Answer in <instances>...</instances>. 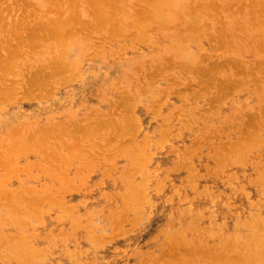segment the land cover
Returning a JSON list of instances; mask_svg holds the SVG:
<instances>
[{"label":"rangeland","instance_id":"obj_1","mask_svg":"<svg viewBox=\"0 0 264 264\" xmlns=\"http://www.w3.org/2000/svg\"><path fill=\"white\" fill-rule=\"evenodd\" d=\"M156 1L0 0V264H236L264 230V0Z\"/></svg>","mask_w":264,"mask_h":264},{"label":"bare ground","instance_id":"obj_2","mask_svg":"<svg viewBox=\"0 0 264 264\" xmlns=\"http://www.w3.org/2000/svg\"><path fill=\"white\" fill-rule=\"evenodd\" d=\"M18 1H19V0H18ZM146 1H147V0H146ZM150 1L154 3L156 0H149V3H150ZM160 1H161V0H159V2H160ZM168 1H171V0H168ZM102 2H103V1H102ZM156 2H157V1H156ZM159 2H158V3H159ZM161 2H164V1L162 0ZM166 2H167V0H166ZM99 3H100V1H99ZM145 3H147V2H145ZM153 3H151V4H149V5H152ZM154 4H156V3H154ZM154 4H153V8H155V9H159V8L161 7V5H159V8L154 7V6H156V5H154ZM159 4H160V3H159ZM226 5H227V4H226ZM29 12H30V11H29ZM94 12H96V11L94 10ZM93 14H94V13H93ZM31 15H32V14H31ZM28 16H30V15L28 14ZM61 23H62V22H61ZM2 42H3V41H2ZM5 43H6V41H5ZM5 43H4V44H5ZM98 44H99V43H98ZM3 47H4V46H3ZM19 47H20V46H19ZM95 47H96V46H95ZM7 48H8V47H7ZM12 48H13V49H12ZM12 48H11V50L7 49V50H8V53H9V55H8L7 57L10 58V59L7 60L8 62L5 61L7 57H6V58L4 57L5 60H4V58L0 59V60H2V61H3V60L5 61V62H3L4 65H5V64H9V62H10V60H11L12 58L17 59V57H13V55L10 57L11 53L14 54V51H17V50H18L17 47H12ZM27 48H28V50H29V52H30V48L34 49V46L27 47ZM5 49H6V47H5ZM5 49H4V50H5ZM19 49H20V48H19ZM32 49H31V50H32ZM12 50H13V51H12ZM26 50H27V49H26ZM11 51H12V52H11ZM19 51H20V50H18V52H19ZM33 51H34V50H33ZM20 52L23 53V51H20ZM24 52H26V51H24ZM27 52H28V51H27ZM15 53H16V52H15ZM18 54H19V53H17V55H16V54H14V55H15V56H19L20 54H19V55H18ZM20 56H21V55H20ZM54 59H55V57H54ZM54 59H52V60L55 62ZM58 59L60 60L61 58L57 57L56 61H57ZM53 61H50V62L52 63ZM61 61H62V60H61ZM54 62H53V63H54ZM0 63H1V62H0ZM55 63H58V62H55ZM61 63H62V62H61ZM64 64H65V63H64ZM66 64H67V63H66ZM0 66H1V64H0ZM12 66H13V65H12ZM15 66H16V65H15ZM47 66L49 67V65H47ZM5 67H6V66H4L3 69H6V68L9 69V68H10L9 65H8L6 68H5ZM13 67H14V66H13ZM62 67H64V66H62ZM68 67H69V66H68ZM76 67H77V66H76ZM38 68H39V67H38ZM60 68H61V67H60ZM60 68H59V69H60ZM1 69H2V67H1ZM1 69H0V70H1ZM7 69H6V71H7ZM53 69H54V68H53ZM61 69H63V68H61ZM65 69H67V68H65ZM70 69H71V68H70ZM63 70H64V69H63ZM67 70H68V69H67ZM67 70H66V71H67ZM82 70H83V69H82ZM2 71H3V70H2ZM13 71H14V69L11 67V70L9 69V73H10V72H13ZM40 71H41V70H40ZM52 71H53V70H52ZM66 71H64V72H66ZM69 71H70V70H69ZM37 72H38V70H37ZM64 72H63V73H64ZM71 72H72V71H71ZM4 73H5V70L3 71L2 74H4ZM9 73H8V74H9ZM33 73H34V72H33ZM38 73H39V72H38ZM53 73H54V72H53ZM72 73H73V72H72ZM30 74H31V73H30ZM35 74H36V73H35ZM61 74H62V73H61ZM73 74H74V73H73ZM24 75H25V74H24ZM40 75H41V74H40ZM64 75H65V74H64ZM84 75H85V74H84ZM43 76H44V75H43ZM45 76H47V75H45ZM60 76H61V75H60ZM68 76H70V75H68ZM74 76H75V75H74ZM0 77H1V75H0ZM26 77H27V76H26ZM49 77H52V75L49 76ZM75 77H76V76H75ZM29 78H30V76H29ZM37 78H38V77H37ZM43 78H44V77H43ZM59 78H60V77H59ZM5 79H6V78H5ZM26 79H27V78H26ZM31 79H32V75H31ZM39 79H40V77H39ZM46 79H48V78H46ZM52 79H53V77H52ZM65 79H66V78H65ZM0 80H1V79H0ZM3 80H4V79H3ZM33 80H34V79H33ZM61 80H62V79H61ZM78 80H79V79H78ZM36 81H38V80H36ZM40 81H42V80H40ZM43 81H46V80H43ZM43 81H42V82H43ZM58 81H60V80H58ZM73 81H74V80H73ZM26 82H27V81H26ZM29 82H30V81H29ZM29 82H28V84H29ZM38 82H39V81H38ZM38 82H36V84H35V85H37L36 87H38V86L40 87L41 84H42V85L45 84V83L43 84V83L41 82V84L38 85V84H37ZM47 82H48V81H47ZM63 82H64V84H65V81H63ZM1 83H2V82H1ZM32 83H35V82H32ZM32 83L30 82V84H32ZM53 83H54V82H53ZM53 83H52V84H53ZM28 84H27V85H28ZM49 84H51V83H49ZM60 84H61V83H60ZM66 84H67V83H66ZM1 85H2V84H1ZM35 85H34V86H35ZM46 85H48V84H46ZM5 86L7 87V85H5ZM8 86L10 87V84H9ZM11 86H12V85H11ZM30 86H31V85H30ZM60 86H61V85H60ZM9 87L6 88V89L8 90V89H11V88H12V87H10V88H9ZM28 88H29V85H28ZM28 88H25L27 92L29 91ZM44 88H45V87H43V89H44ZM4 89H5V88H2V89L0 90V94H1V91H3ZM13 89H14V88H13ZM30 89H32V87H30ZM34 89H35V88H33V89L30 90V91H31L32 93H34ZM36 89H37V88H36ZM38 89H39V88H38ZM49 89H50V88H49ZM15 90H17L16 87H15ZM5 91H6V90H5ZM24 91H25V90H24ZM24 91L21 92V93H23L22 95H24V93L26 92V91H25V92H24ZM37 91H39V90H37ZM43 91H44V90H43ZM46 91H47V93H48V91H50V90H46ZM6 92H7V91H6ZM40 92H42V90H41ZM51 92H52V88H51ZM51 92H49L48 95H51ZM3 93H4V92H3ZM12 93H13V92H10V91H9L8 95L10 96ZM28 93H30V92H28ZM32 93H30V94H32ZM42 93H43V92H42ZM45 93H46V92H45ZM47 93H46V94H47ZM38 94H39V92H38ZM40 94H41V93H40ZM4 95H5V93H4ZM8 95H6V96L8 97ZM16 95H17V94H16ZM20 95H21V94H20ZM25 95H26V94H25ZM25 95H24V96H25ZM27 95H29V94H27ZM27 95H26V96H27ZM36 95H37V94H36ZM41 95H42V94H41ZM41 95H40V97L42 98L43 95H42V96H41ZM48 95H45L44 98L48 97ZM2 96H3V95L1 94V97H2ZM34 96H35V94H34ZM1 97H0V101H1ZM7 97H6V99H7ZM22 97H23V96H22ZM31 97H32V95H31ZM35 97H37V96H35ZM35 97H34V98H35ZM129 97H130V96H129ZM129 97H128V100L131 99V98L129 99ZM2 98H3V97H2ZM8 98H9V97H8ZM11 98H13V97H10V99H11ZM24 98H26V97H24ZM37 98H38V97H37ZM3 99H4V98H3ZM6 99H5V100H6ZM10 99H9V100H10ZM18 99H19V98H18ZM20 99H21V98H20ZM124 99H126V98H124ZM124 99L121 98L122 101H123ZM5 100H4V102H5ZM23 100H24V99H23ZM42 100H43V99H42ZM36 101H37V100H36ZM122 101H121V102H122ZM2 102H3V101H2ZM125 102H126V101H125ZM125 102H124V103H125ZM129 102H130V101H129ZM8 103H9V102H8ZM122 104H123V103H122ZM129 104H130V106H131V102H130ZM129 104H128V105H129ZM125 105H126V103L124 104V106H125ZM132 105H133V104H132ZM121 106H122V105H121ZM124 106H123V107H124ZM126 106H127V105H126ZM126 108H127V107H126ZM47 125H48V124H47ZM58 125H59V124H58ZM60 126H61V125H60ZM115 126H116V125H115ZM43 127H44V126H43ZM53 127H54V128H53ZM57 127H58V126H57ZM64 127H66V126H64ZM84 127H87V126H84ZM47 128H48V127H47ZM47 128H43L42 130L45 131ZM50 128H51V126H50ZM87 128H89V127H87ZM91 128H92V127H91ZM93 128H94V127H93ZM93 128H92V129H93ZM117 128H118V127H117ZM123 128H124V127H123ZM123 128H119V129H120V130H121V129L124 130ZM53 129L56 130V129H55V125L52 126V129H51V130L49 129L50 132L54 131ZM59 129H60V128H59ZM63 129H64V128H63ZM63 129H60V130H62V131L56 130V132H58V133H57V134H54V133H55V131H54L53 134H54V135H58V134L60 135L62 132L64 133ZM84 129H86V128H83V131H84ZM96 129H97V128H96ZM96 129H93V130L95 131ZM49 130H47V131L49 132ZM73 130H74V132L78 133V132H80V131L82 130V128H81V129H72V130H70V131H72V132H71L72 134H70V133H69V130H68V133H69V134L67 133L66 135H72V138L75 137L76 139L78 138V139L80 140V138L78 137V135H77L76 133H74ZM75 130H76V131H75ZM88 130H89V129H88ZM98 130H99V128H98ZM117 130H118V129H117ZM66 131H67V128H66V130H65V133H66ZM83 131H81L80 135L83 134ZM86 131H87V130H85V132H86ZM37 132H38V131H37ZM41 132L43 133V131H41V129H40V134H41ZM85 132H84L83 135H81L82 137H83V136H84V137H85V136H88V135H87V132H86V133H85ZM90 132H92V130H91ZM90 132H88V133H90ZM65 133H64V134H65ZM73 133H74V134H73ZM115 133H117V132L115 131ZM48 134H51V133H48ZM48 134L46 133L47 136H48ZM64 134H63V135H64ZM75 134H76L77 136H76ZM78 134H79V133H78ZM119 134H121V133H119ZM129 134H130V133H129ZM42 135H44V134H42ZM42 135L39 136V138L42 137ZM46 135H45L44 137H47ZM59 135H58V137L56 136V138H59ZM61 135H62V134H61ZM73 135H74V136H73ZM117 135H118V133H117ZM50 136H52V135H50ZM50 136H48V137H50ZM52 137H53V136H52ZM52 137H51V138H52ZM82 137H81V139H82ZM39 138H37V139L35 138V139L38 140ZM30 139H31V138H30ZM41 139L45 140V138H43V137H42ZM41 139H40V140H41ZM27 140H29V138H27ZM40 140H39L38 142H42V141H43V140H41V141H40ZM25 141H26V140H25ZM33 142H34V141H33ZM33 142H32V143H33ZM25 143H26V142H25ZM74 143H75V142H74ZM14 144H15V143H14ZM36 144H39V143H36ZM75 144H76V143H75ZM139 144H140V143H139ZM25 145H26V144H25ZM76 145H77V144H76ZM11 146H13V145H11ZM11 146H10V148H8L10 152H11V151H14V149H11ZM17 146H18V144H17ZM22 146H23V145H22ZM72 146H73V148H75L74 145H71V147H72ZM144 146H145V145H144ZM144 146H143V148H144ZM13 147H15V145H14ZM24 147H25V146H24ZM68 147H69V146H68ZM136 147H137V146H136ZM140 147L142 148V143H141ZM140 147L138 146V148H140ZM15 148H16V147H15ZM119 148H120V149H119L120 151H121L122 149H124V147L121 148V146H120ZM23 149H24V148H23ZM26 149H27V148L25 147V150H26ZM68 149H69V148H68ZM68 149H67V150H68ZM71 149H72V148H71ZM144 149H145V148H144ZM144 149H142V151H143ZM20 150L22 151V149H19V150H17V152L20 151ZM29 150H30V149H28L27 151H29ZM53 150H54V149H53ZM67 150H66V151H67ZM116 150H117V149H116ZM135 150H136V149H135ZM47 151H48V150H47ZM69 151H70V152H69ZM69 151H67V153L69 152L68 154H71V153H72L71 150H69ZM113 151H114V150H113ZM10 152H9V153H10ZM17 152H15L16 155H18ZM118 152H119V151H118ZM12 153H14V152H12ZM19 153H21V152H19ZM49 153H51V152H49ZM113 153H115V152H113ZM113 153L111 152L110 154H113ZM116 153H117V152H116ZM137 153H138V152H137ZM144 153H145V152H144ZM14 155H15V154H13L12 156H14ZM16 155H15V156H16ZM48 155H49V154H48ZM51 155H53V153L50 154L49 156H51ZM57 155H59V154H57ZM72 155H74V154H72ZM113 155H114V157H116L117 154H113ZM133 155H135V153H134ZM142 155H143V154H142ZM145 155H146V154H145ZM55 156H56V152H55ZM76 156H77V155H76ZM139 156H141V153H140ZM51 157H54V155L51 156ZM51 157H50V158H51ZM59 157H60V156H59ZM62 157H63V156H62ZM62 157H61V158H62ZM71 157H73V156H71ZM74 157H75V155H74ZM112 157H113V156H112ZM114 157H113V158H114ZM132 157H133V156H132ZM144 157H145V156H144ZM47 158H48V157H47ZM56 158H57V157H56ZM56 158H55V160H54V158H53V160H54L55 162H56ZM64 158H65V156H64ZM10 159H13V158H10ZM57 159H58V158H57ZM65 159H66V158H65ZM65 159H64V160H65ZM70 159H71V158H70ZM75 159H77V158L75 157ZM64 160H63V161H64ZM73 160H74V159H73ZM134 160H135V159H134ZM139 160H141V159H139ZM11 161H13V160H11ZM50 161H51V160H50ZM57 161H60V160L58 159ZM80 161H81V160H80ZM145 161H146V159H145ZM61 162H62V161H61ZM142 162H143V160H142ZM142 162H139V163L142 164ZM9 163H10V162H9ZM67 163H68V162H67ZM79 163H80V162H79ZM79 163H78V164H79ZM85 163H86V162H85ZM89 163H90V162H89ZM135 163H137V162H135ZM50 164H51V162H50ZM64 164H65V163H64ZM86 164H87V163H86ZM141 164H140V165H141ZM130 165H131V164H130ZM6 166H7V164H6ZM46 166H47V165H46ZM51 166H52V168H54L52 164H51ZM55 166H57V165H55ZM66 166H67V165H66ZM79 166H80V165H79ZM135 166H136V165H135ZM135 166H134V164H133V166L131 165V167H134L133 169H137L138 167L135 168ZM145 166H146V165H145ZM67 167H68V166H67ZM69 167H71V166H69ZM142 167H143V166H142ZM142 167H141V168H142ZM48 168H49V167H48ZM58 168H59V167H58ZM110 168H111V167H110ZM110 168H109V170H110ZM67 169H68V168H67ZM76 169H77V168H76ZM111 169H112V168H111ZM145 169H146V167H145ZM147 169H148V168H147ZM46 170H47V169H46ZM55 170H56V169H55ZM99 170H100V169H99ZM107 170H108V169H107ZM116 170H117V169H116ZM125 170H126V169H125ZM129 170H130V169H129ZM138 170H140V169H138ZM126 171H127V170H126ZM47 172H49V171L47 170ZM51 172H52V170H51ZM58 172H59V171H58ZM62 172H63V171H62ZM64 172H65V171H64ZM109 172H110V171H109ZM123 172H124V171H123ZM131 172H132V170H131ZM140 172H142V171H140ZM53 173H54V172H53ZM55 173H56V172H55ZM101 173H102V172H101ZM126 173H127V172H126ZM50 174H52V173H50ZM59 174H60V173H58V175H59ZM102 174H104V173H102ZM102 174H101V175H102ZM106 174H107V173H106ZM110 174H111V173H110ZM129 174H130V172H129ZM131 174H132V173H131ZM58 175L53 176V177H57ZM122 175H123V174H122ZM49 176H50V175H49ZM62 176H63V177H62L63 180H65V179L67 180V176H68V175L65 176V173H64V175H62ZM64 176H65V177H64ZM105 176H106V175H105ZM129 176H130V175H129ZM71 177H72V176H71ZM112 177H113V176H112ZM119 177H120V176H119ZM134 177H135V176H134ZM128 178H129V177H128ZM54 179H55V178H54ZM70 179H71V178H70ZM84 179H85V178H84ZM124 179H125V178H124ZM59 180H60V179H59ZM61 180H62V179H61ZM63 180H62V181H63ZM86 180H87V179H86ZM125 180H126V179H125ZM207 180H208V179H207ZM57 181H58V180H57ZM57 181H56V182H57ZM68 181H69V180H68ZM84 181H85V180H84ZM58 182H59V181H58ZM69 182L71 183V181H69ZM143 182H144V181H143ZM67 183H68V182H67ZM123 183H124V182H123ZM128 183H129V182H128ZM80 184L82 185V183H80ZM83 184L85 185V183H83ZM140 184H142V183H140ZM145 184H146V183H145ZM63 185H64V184H63ZM74 185H75V184H74ZM81 185H80V186H81ZM128 185H129V184H128ZM55 186H56V185H55ZM137 186H139V185L137 184ZM144 186H145V185H144ZM144 186H142V188H143ZM62 187H63V186H62ZM67 187H68V186H67ZM75 187H76V186H74V189H75ZM77 187H78V186H77ZM127 187H128V186H127ZM130 187H131V186H130ZM145 187H146V186H145ZM60 188H61V186H60ZM70 188H71V185H70ZM124 188H126V187H124ZM133 188H135V187L133 186ZM152 188H153V187H152ZM157 188H158V187H157ZM177 188H178V187H177ZM120 189H122V188H120ZM128 189H129V187H128ZM130 189H131V188H130ZM136 189H138V187H137ZM188 189H189V188H188ZM56 190H57V189H56ZM61 190H62V189H61ZM66 190H67V189H66ZM132 190H133V189H132ZM134 190H135V189H134ZM138 190H139V189H138ZM145 190H146V189H145ZM57 191H58V190H57ZM82 191H83V190H82ZM111 191H113V190H111ZM135 191H136V190H135ZM154 191H156V190H154ZM154 191H153V192H154ZM160 191H161V189H160ZM52 192H53V191H52ZM68 192H69V191H68ZM124 192H125V191H124ZM142 192H143V191H142ZM145 192H146V191H145ZM147 192H149V191L147 190ZM161 192H162V191H161ZM54 193H55V190H54ZM54 193H53V194H54ZM89 193H90V192H89ZM113 193H114V192H113ZM127 193H128V192H127ZM134 193H135V192H134ZM66 194H67V193H66ZM103 194H105V193H103ZM109 194H110V193H109ZM146 194H147V193H146ZM146 194H145V195H146ZM157 194H158V193H157ZM162 194H163V192H162ZM51 195H52V194H51ZM123 195H125V194H123ZM130 195H131V194H130ZM154 195H156V194H154ZM45 196H46V195H45ZM59 196H60V195H59ZM125 196H126V195H125ZM135 196H136V195H135ZM130 197H131V196H130ZM42 198L44 199V196H43ZM45 198H46V197H45ZM47 198H48V195H47ZM68 198H69V197H68ZM71 198H72V197H71ZM105 198H106V197H105ZM110 198H111V197H110ZM123 198H124V197H123ZM146 198H147V197H146ZM166 198H167V197H166ZM168 198H169V197H168ZM43 199H40V200L42 201ZM51 199H52V198H51ZM51 199H49V200H51ZM64 199H65V198H64ZM96 199H97V198H96ZM103 199H104V198H103ZM125 199H126V198H125ZM125 199H124V200H125ZM173 199H174V198H173ZM20 200H21V199H20ZM52 200H53V199H52ZM82 200H83V198H82ZM82 200H81V201H82ZM86 200H87V198H86ZM139 200H142V201H143L144 199H141V198H140ZM139 200H138V201H139ZM170 200H171V199H170ZM33 201H34V200H33ZM36 201L39 202V200H37V199H36ZM44 201H45V199H44ZM44 201H42L41 203H43ZM60 201H61V200H60ZM128 201H129V200H127V202H128ZM131 201H133V200H131ZM135 201H136V199H135ZM138 201H136V202H138ZM147 201H148V200H146V202H147ZM30 202H31V201H30ZM53 202H54V201H53ZM56 202H57V201H56ZM78 202H79V201H78ZM107 202H108V201H107ZM124 202H125V204H126V200H125ZM54 203H55V202H54ZM69 203H70V202H69ZM86 203H87V202H86ZM147 203H148V202H147ZM169 203H170V202H169ZM37 204H40V202L37 203ZM56 204H59V203H56ZM56 204H55V205H56ZM63 204H64V203H63ZM63 204H62V205H63ZM77 204H78V203H77ZM130 204H131V203H130ZM133 204H134V203H133ZM135 204H136V203H135ZM140 204H144V202H140ZM145 204H146V203H145ZM150 204H152V203H150ZM154 204H156V203H154ZM262 204H263V203H262ZM4 205H5V208H6V207H7V206H6L7 204H4ZM72 205H74V204H72ZM83 205H84V204H83ZM131 205H132V204H131ZM224 205H225V204H224ZM263 205H264V204H263ZM70 206H71V205H70ZM76 206H77V205H76ZM136 206H137V205H136ZM140 206H141V205H140ZM216 206H217V205H216ZM11 207H12V206H11ZM26 207H27V206H26ZM63 207H64V206H63ZM67 207H68V206H67ZM71 207H72V206H71ZM74 207H75V206H74ZM137 207H138V206H137ZM150 207H151V206H150ZM150 207H149V208H150ZM226 207H227V206H226ZM3 208H4V206H3ZM9 208H10V207H9ZM14 208H15V207H14ZM28 208H29V207H28ZM44 208H45V207H44ZM129 208H131V207H128V209H129ZM29 209L34 210V208H33V209H32V208H29ZM56 209H57V208H56ZM68 209H69V207H68ZM73 209H74V208H73ZM73 209H71V210L73 211ZM125 209H126V208H125ZM227 209H228V208H227ZM0 210H1V209H0ZM9 210H10V209H9ZM17 210H18V209H16V211H17ZM22 210H23V209H22ZM52 210H53V209H52ZM54 210H55V209H54ZM65 210H66V209H65ZM102 210H103V209H102ZM134 210H135V209H134ZM142 210H143V209L141 208V211H142ZM144 210H145V209H144ZM148 210H149V209H148ZM229 210H230V209H229ZM20 211H21V210H20ZM20 211H19V213H21ZM24 211H25V210H24ZM35 211H38V210H35ZM57 211H58V210H57ZM98 211H100V210L98 209ZM132 211H133V210H132ZM146 211H147V210H146ZM259 211H260V210H259ZM4 212H5V211H4ZM14 212H15V211L13 210V214H14ZM33 212H34V211H33ZM39 212H40V211H38V213H39ZM51 212H52V211H51ZM142 212H143V211H142ZM161 212H162V211H161ZM179 212H180V211H179ZM15 213H16V212H15ZM22 213H23V212H22ZM27 213H28V212H27ZM85 213H87V212H85ZM135 213H136V212H135ZM137 213H139V212H137ZM194 213H195V212H194ZM42 214H44V213H42ZM70 214H71V213H70ZM78 214H79V213H77V215H78ZM125 214H126V212H125ZM125 214H124V215H125ZM257 214H258V213H257ZM8 215H9V213H8ZM38 215H40V214H38ZM145 215H146V214H145ZM236 215H237V214H236ZM247 215H248V213H247ZM250 215H251V214H250ZM48 216H49V215H48ZM70 216H71V215H70ZM70 216H69V217H70ZM92 216H93V215H92ZM194 216H195V215H194ZM248 216H249V215H248ZM31 217H34V215H32ZM42 217H43V216H42ZM50 217H51V216H50ZM144 217H145V216H144ZM198 217H199V216H198ZM237 217H238V215H237ZM254 217H255V216H254ZM259 217H260V216H259ZM261 217H262V216H261ZM0 218H1V217H0ZM36 218H37V217H36ZM48 218H49V217H48ZM71 218H72V217H71ZM140 218H141V217H140ZM193 218H194V217H193ZM214 218H215V217H214ZM27 219H28V218H27ZM34 219H35V218H34ZM66 219H67V218H66ZM85 219H86V218H85ZM88 219H89V217H88ZM93 219H94V218H93ZM120 219H122V217H120ZM123 219H124V218H123ZM133 219H135V218H133ZM136 219H137V217H136ZM195 219H196V218H195ZM239 219H240V218H239ZM249 219H250V218H249ZM251 219H252V217H251ZM2 220H3V219H2ZM14 220H16V221H17L16 223H18V224H22V223L28 224V223H26V222H29V221H25V222H24L22 218H21V220L19 219V220H20L19 222H18L17 218H15ZM14 220H11V221H12L13 223H15ZM60 220H61V219H60ZM74 220H75V219H74ZM77 220H78V219H77ZM81 220H82V219H81ZM242 220H243V219H242ZM244 220H245V219H244ZM244 220H243V221H244ZM0 221H1V220H0ZM11 221H10V222H11ZM33 221H35V220H33ZM38 221H39V219H38ZM38 221H37V222H38ZM56 221H58V220H56ZM88 221H89V220H88ZM131 221H133V220H131ZM135 221H136V220H135ZM245 221H246V220H245ZM256 221H257V220H256ZM12 222H11V223H12ZM35 222H36V221H35ZM58 222H59V221H58ZM61 222H63V221H61ZM78 222H79V221H78ZM139 222H140V220H139ZM196 222H197V221H196ZM261 222H262V221H261ZM263 222H264V221H263ZM2 223H3V222H2ZM7 223H8V222H7ZM31 223H32V222H31ZM39 223H40V222H39ZM69 223H70V222H69ZM74 223H75V222H74ZM122 223H123V221L121 220V224H122ZM132 223H134V224H136V225L138 224L137 221H136V223H135V222H132ZM236 223H237V222H236ZM242 223H243V222H242ZM9 224H10V223H9ZM9 224H8V225H9ZM25 224H24V225H25ZM29 224H30V223H29ZM32 224H33V223H32ZM41 224H42V223H41ZM56 224H57V223H56ZM70 224H71V223H70ZM130 224H131V223H130ZM168 224H169V223H168ZM194 224H196V223H194ZM259 224H260V222H259ZM259 224H256V228L258 229V232H257V230H256V231H252V232H250V233H249V236L246 238V241H245L244 244L242 245V247H243L245 250L250 249L251 247H253V246H254L253 244H257V243H259L258 246H259L260 250H261V251H264V230H262V228H261L260 226L257 227V225H259ZM11 225H12V224H11ZM86 225H87V224H86ZM248 225H249V224H248ZM31 226H32V225H31ZM50 226H51V225H50ZM87 226H88V225H87ZM133 226H134V225H132L131 228L134 229L135 226H134V227H133ZM169 226H170V225H169ZM182 226H183V225H182ZM210 226H211V225H210ZM242 226H243V225H242ZM261 226L264 227V225H261ZM14 227H15V226H14ZM14 227H13V228H14ZM29 227H30V225H29ZM53 227H54V226H53ZM59 227H60V226H59ZM61 227H62V226H61ZM73 227H74V226H73ZM78 227H79V226H78ZM84 227H85V226H84ZM186 227H187V226H186ZM195 227H196V226H195ZM243 227H244V226H243ZM254 227H255V226H254ZM86 228H87V227H86ZM88 228H89V227H88ZM91 228H92V227H91ZM165 228H166V227H165ZM170 228H171V227H170ZM204 228H205V227H204ZM246 228H247V227H246ZM259 228H260L261 230H260ZM77 229H78V228H77ZM82 229H83V228H82ZM120 229H121V228H120ZM193 229H194V228H193ZM198 229H199V228H198ZM201 229H202V228H201ZM201 229H200V230H201ZM208 229H209V228H208ZM23 230H24V229H23ZM33 230H34V229H33ZM167 230H168V228H167ZM183 230H184V229H183ZM196 230H197V229H196ZM200 230H199V231H200ZM27 231H28V229H27ZM184 231H185V230H184ZM246 231H247V230H246ZM246 231H245V232H246ZM7 232H8V231H7ZM19 232H20V231H19ZM49 232H50V231H49ZM121 232H122V231H121ZM125 232H127V231H125ZM132 232H133V231H132ZM190 232H192V231H190ZM195 232H196V231H195ZM30 233H31V232H30ZM32 233H33V232H32ZM36 233H37V232H36ZM94 233H95V232H94ZM176 233H177V232H176ZM242 233H243V232H242ZM18 234H19V233L17 232L16 235L18 236ZM74 234H75V233H74ZM178 234H179V233H178ZM181 234H182V233H181ZM181 234H180V237H181ZM194 234H195V233H194ZM196 234H197V233H196ZM199 234H200V233H199ZM244 234H245V233H244ZM21 235H22V234H21ZM49 235H50V234H49ZM130 235H131V234H130ZM183 235H185V234H183ZM200 235H202V233H201ZM200 235H199V236H200ZM17 236H16V237H17ZM37 236H38V235H37ZM50 236H51V235H50ZM60 236H61V235H60ZM197 236H198V235H197ZM217 236H218V235H217ZM243 236H244V235H243ZM14 237H15V236H14ZM34 237H35V236H34ZM47 237H48V236H47ZM91 237H92V236H91ZM96 237H97V236H96ZM174 237H175V236H174ZM207 237H208V235H207ZM214 237H215V236H214ZM57 238H58V237H57ZM59 238H60V237H59ZM59 238H58V240H59ZM68 238H69V237H68ZM89 238H90V237H89ZM124 238H125V236H124ZM23 239H25V238L23 237ZM23 239H22V240H23ZM44 239H45V238H44ZM63 239H64V237H63ZM85 239H86V237H85ZM9 240H11V238H10ZM20 240H21V238H20ZM48 240H49V239H48ZM68 240H69V239H68ZM179 240H181V239H179ZM200 240H201V239H200ZM220 240H221V239H220ZM11 241H12V240H11ZM17 241H18V240H17ZM97 241H98V240H97ZM24 242H26V240H25ZM88 242H89V241H88ZM240 242H241V241H240ZM240 242H239V243H240ZM21 244H22V243H21ZM52 244H53V243H52ZM70 244H71V243H70ZM37 245H38V244H37ZM56 245H57V244H56ZM63 245H64V244H63ZM63 245H62V246H63ZM97 245H98V244H97ZM228 245H231V244L229 243ZM19 246H20V245H19ZM21 246H22V245H21ZM25 246H26V245H25ZM35 246H36V245H35ZM91 246H92V245H91ZM95 246H96V245H95ZM11 247H12V246H11ZM40 247H41V246H40ZM50 247H51V246H50ZM50 247H49V248H50ZM84 247H85V246H84ZM84 247H83V248H84ZM92 247H94V246H92ZM92 247H91V248H92ZM223 247H224V246H223ZM17 248H18V247H17ZM26 248H27V247H26ZM53 248H54V247H53ZM56 248H57V247H56ZM67 248H68V247H67ZM88 248H89V247H88ZM98 248H99V246H98ZM227 248H228V247H225V250H226ZM40 249H41V248H40ZM60 249H61V248H60ZM251 249H252V248H251ZM1 250H2V249H1ZM68 250H69V249H68ZM78 250H80V248H79ZM78 250H77V251H78ZM181 250H182V249H181ZM192 250H193V249H190L189 251H190L191 253H193ZM223 250H224V248H222V253H223ZM225 250H224V251H225ZM241 250H242V249H241ZM245 250H243V253H242V256H244V257L241 258V256H238L239 259H238V261H236V262H237L236 264H241V263H243L242 261H246V263H247V261L251 262L250 260H252L253 257L250 259V253H247ZM17 251H18V250H17ZM49 251H50V250H49ZM88 251H89V250H88ZM94 251H95V250H94ZM189 251L186 250V253L183 254V255H185V257H186V254H187V256H188V254H189L188 252H189ZM258 251H259V250H258ZM7 252H8V251H7ZM74 252H75V251H74ZM85 252H86V251H85ZM183 252H184V251H183ZM59 253H60V252H59ZM66 253H67V250H66ZM87 253H88V252H87ZM194 253H195V251H194ZM218 253H219V252H218ZM255 253H256V252H255ZM257 253H258V252H257ZM257 253H256V254H257ZM260 253H261L262 256L264 257V253H262V252H260ZM33 254H34V253H33ZM47 254H48V253H47ZM68 254H69V253H68ZM93 254H94V252H93ZM195 254H200V253H197V251H196ZM223 254H224V253H223ZM223 254H221V255L217 254V255H218L219 258H220V256L222 257ZM247 254H249V255H248L249 257L247 256ZM261 254H260V255H261ZM21 255H22V254H21ZM25 255H26V254H25ZM63 255H64V253H63ZM69 255H70V254H69ZM189 255H190V254H189ZM217 255H216V256H217ZM7 256H8V255H7ZM14 256H15V255H14ZM28 256H29V255H28ZM160 256H161V255H160ZM166 256H167V255H166ZM190 256H193V255H190ZM190 256H188V257L191 258ZM201 256H202V255H201ZM218 256H217V257H218ZM258 256H259V254L257 255V257H258ZM53 257H54V256H53ZM57 257H58V256H57ZM66 257H67V256H66ZM73 257H74V256H73ZM168 257H169V256H168ZM188 257H187V258H188ZM210 257H211V256H210ZM217 257H216V258H217ZM226 257H227V256H226ZM19 258H20V256H19ZM21 258H22V257H21ZM160 258H161V257H160ZM166 258H167V257H166ZM189 258H188V259H189ZM196 258H198V257H196ZM205 258H206V257H205ZM208 258H209V257H208ZM232 258H233V257H232ZM255 258H256V257H255ZM10 259H11V258H10ZM10 259H9V260H10ZM158 259H159V258H158ZM170 259H171V258H170ZM184 259H185V258H184ZM199 259H200V258H199ZM209 259H210V258H209ZM233 259H234V258H233ZM233 259L231 260V259L229 258V259H227V260H228V262H232V264H234V263H233ZM22 260H23V259H22ZM37 260H38V258H37ZM43 260H44V259H43ZM79 260H80V259H79ZM79 260H78V261H79ZM172 260H173V259H172ZM185 260L187 261V259H185ZM191 260H192V259H191ZM191 260L188 261L189 264L193 263V262H191ZM194 260H196V262H197V259H194ZM235 260H237V258H236ZM255 260H258V259L256 258ZM263 260H264V259H263ZM31 261H32V260H31ZM55 261H56V260H55ZM58 261H59V260H58ZM69 261H70V260H69ZM100 261H101V260H100ZM213 261H214V259H213ZM26 262H27V261H26ZM28 262H29V261H28ZM28 262H27V263H28ZM39 262H40V261H39ZM43 262H44V261H43ZM93 262H95V261H93ZM190 262H191V263H190ZM218 262H219V261H218ZM226 262H227V261H226ZM249 262H248V263H249ZM256 262H257V261H255V263H256ZM20 263H21V262H20ZM36 263H37V262H36ZM41 263H42V262H41ZM56 263H57V262H56ZM73 263H74V262H73ZM186 263H187V262H186ZM186 263H185V264H186ZM207 263H209V262H207ZM246 263H244V264H246ZM262 263H263V262H262ZM2 264H3V263H2ZM10 264H11V263H10ZM14 264H16V263H14ZM24 264H25V263H24ZM39 264H40V263H39ZM50 264H51V263H50ZM77 264H78V263H77ZM84 264H85V263H84ZM156 264H157V263H156ZM193 264H194V263H193ZM224 264H227V263H224ZM228 264H230V263H228ZM252 264H253V262H252Z\"/></svg>","mask_w":264,"mask_h":264}]
</instances>
